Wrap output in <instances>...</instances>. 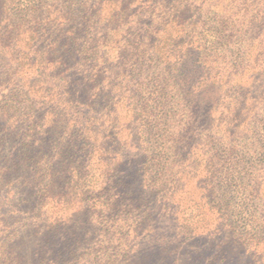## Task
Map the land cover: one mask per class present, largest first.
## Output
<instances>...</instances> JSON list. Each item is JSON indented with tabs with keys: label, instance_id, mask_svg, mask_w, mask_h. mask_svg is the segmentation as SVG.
Instances as JSON below:
<instances>
[{
	"label": "trees",
	"instance_id": "1",
	"mask_svg": "<svg viewBox=\"0 0 264 264\" xmlns=\"http://www.w3.org/2000/svg\"><path fill=\"white\" fill-rule=\"evenodd\" d=\"M214 3L0 0V237L5 238L0 264H30L20 249L33 225L43 224L51 234L87 209H101L97 215L112 219L123 187L121 151L134 138L143 145L150 186L156 183L164 192L168 182L178 180L177 171L196 151L187 143L195 120L192 101L219 98L224 109L221 99L226 98L236 107L229 86L240 66L260 60L264 71V23L246 34L247 48L218 53L214 47L219 39L206 34L215 29L205 30L204 19L229 12ZM145 9L157 19L154 34H112L123 47L121 62L100 81L96 30L106 23L112 33H130L134 24L149 19ZM165 26L170 34H161ZM260 107L264 115V104ZM217 111L215 105L200 116ZM260 121L264 130V118ZM241 128L249 135L243 140L248 142L243 146L248 162L241 173L251 162L262 170L264 135L250 122ZM232 135L216 138L210 148L217 152L209 157L208 174L220 180L211 195H217L224 176L215 170V159L230 158V144L237 143ZM235 157L237 164L243 161ZM170 199L180 205L183 201ZM258 228L253 233L260 234L250 240L264 245V226ZM43 249H35L39 264H62L43 254L41 259Z\"/></svg>",
	"mask_w": 264,
	"mask_h": 264
},
{
	"label": "rangeland",
	"instance_id": "2",
	"mask_svg": "<svg viewBox=\"0 0 264 264\" xmlns=\"http://www.w3.org/2000/svg\"><path fill=\"white\" fill-rule=\"evenodd\" d=\"M215 3L225 6L229 13L211 14L204 19L205 30L215 29L213 34L206 32L207 36L219 39L214 50L224 54L227 50L236 52L247 48L243 40L246 34H254L250 33L253 26L264 23V0L258 4L243 0H215ZM189 5L192 6V2L189 1ZM150 12L151 9L143 11L146 15ZM156 23L157 19L150 14L149 19L134 24L130 33H112L106 23L96 30L100 38V81L105 82L111 68L121 62L119 54L123 47L117 45L112 34H133L134 31L154 34ZM167 26L161 27L165 30L161 34H170ZM127 50L129 55L133 54L130 47ZM260 63V60L246 63L247 68L243 63L240 74L230 84V98L236 99V107L226 98L221 99L224 109L219 107V98L200 100L196 97L192 101L195 120L187 143L196 151L189 153V158L177 171L180 173L178 180L168 182L166 191L160 192L156 183L148 184L150 175L144 174L143 145L134 138L121 151L123 187L112 219L105 214L97 215L101 209H87L72 216L51 234L45 225H33L20 252L29 257L30 264H39L38 258L33 257L40 245L45 248L41 259L43 254L45 259L62 264H264V245L250 240L260 234L253 233L254 227L264 226V168L255 169L257 164L251 162L252 167L247 165V171L241 173L244 168L241 165L248 162L247 149L243 148L248 142L243 140L249 137L247 132H242L241 126L250 122L253 130L258 129L264 135L259 125L264 118L260 107L264 104V71ZM215 105L218 115L201 118L203 110L208 114L207 109ZM230 133L237 143H229L234 150L230 158L218 153L225 159H215L218 166L215 170L224 176L220 177L217 195H211V188L220 180L219 175L208 174L209 157L217 152H210V148L216 138ZM237 155L243 157L239 164L235 159ZM170 198L181 199L182 204ZM3 243L5 245V238L0 237V245Z\"/></svg>",
	"mask_w": 264,
	"mask_h": 264
}]
</instances>
